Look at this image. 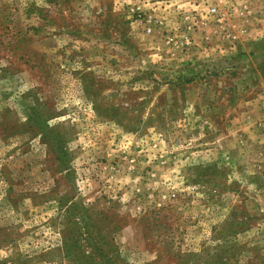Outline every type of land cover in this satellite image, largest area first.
<instances>
[{
  "label": "rangeland",
  "instance_id": "obj_1",
  "mask_svg": "<svg viewBox=\"0 0 264 264\" xmlns=\"http://www.w3.org/2000/svg\"><path fill=\"white\" fill-rule=\"evenodd\" d=\"M0 0V264H264V0Z\"/></svg>",
  "mask_w": 264,
  "mask_h": 264
},
{
  "label": "built area",
  "instance_id": "obj_2",
  "mask_svg": "<svg viewBox=\"0 0 264 264\" xmlns=\"http://www.w3.org/2000/svg\"><path fill=\"white\" fill-rule=\"evenodd\" d=\"M192 7V14L195 13V18L202 22H211L226 25L230 21V8L225 9L216 2V0H202L197 2ZM194 20V14H193Z\"/></svg>",
  "mask_w": 264,
  "mask_h": 264
}]
</instances>
